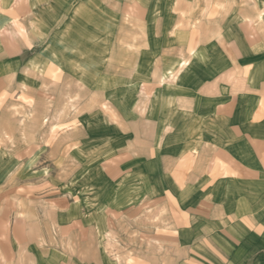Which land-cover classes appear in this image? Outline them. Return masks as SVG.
Masks as SVG:
<instances>
[{
    "label": "crops",
    "instance_id": "crops-1",
    "mask_svg": "<svg viewBox=\"0 0 264 264\" xmlns=\"http://www.w3.org/2000/svg\"><path fill=\"white\" fill-rule=\"evenodd\" d=\"M0 264H264V0H0Z\"/></svg>",
    "mask_w": 264,
    "mask_h": 264
},
{
    "label": "rangeland",
    "instance_id": "rangeland-1",
    "mask_svg": "<svg viewBox=\"0 0 264 264\" xmlns=\"http://www.w3.org/2000/svg\"><path fill=\"white\" fill-rule=\"evenodd\" d=\"M6 85L7 88L10 87V84ZM63 91L65 97L61 100L48 98L47 96L45 109L42 105L43 99H36L33 102L34 105L30 103V100L18 99L19 105L13 108H11L10 99L3 100L5 111L8 112L6 115L7 121L11 119L9 112H12L15 117L18 116L20 122H33L37 128L35 131L37 140L35 147L38 148V145L50 144L52 148L51 160H54V158H56L54 155L58 154V152L55 151L57 146L54 144L57 145L58 141L61 139L66 140L67 144L70 145L76 137V128H78L80 123L90 121L89 112L91 109V100L89 95L86 94L80 86L70 80L63 84ZM44 128L45 130H43ZM47 139H49V141H47ZM27 147L26 145L25 148ZM32 165V168L35 170H40L48 165H53V163H35ZM21 167L22 164H13L12 171H16L18 174L23 175L27 169H22ZM29 169H31V167ZM17 173L15 174L17 175ZM22 185L23 183L16 184L20 192H25L24 189H21V187H23ZM19 202H16V200L14 201L15 204L18 203V206H20L21 201ZM10 207L11 202L9 201L8 208ZM4 215L8 220L10 219V212H5ZM22 216L26 218V214L21 215L20 213L19 217L21 218ZM37 221L38 215L36 214L34 222L37 223Z\"/></svg>",
    "mask_w": 264,
    "mask_h": 264
}]
</instances>
